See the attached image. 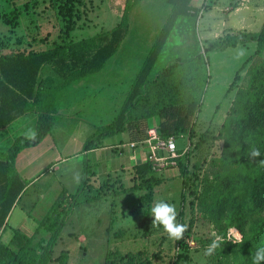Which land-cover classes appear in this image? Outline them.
<instances>
[{
  "label": "rangeland",
  "instance_id": "1",
  "mask_svg": "<svg viewBox=\"0 0 264 264\" xmlns=\"http://www.w3.org/2000/svg\"><path fill=\"white\" fill-rule=\"evenodd\" d=\"M126 1L85 0L77 7L75 24L67 39L79 41L97 37L99 44H105L109 39L106 32L122 21ZM135 1L130 2L128 31L117 54L108 61L104 70L85 79L86 84L80 92L68 90L57 95L54 103L61 114L79 113L87 123L96 119L97 125L110 124L118 115L172 10L167 0ZM5 2L0 0V10L10 9ZM24 2L29 3V9H24L25 3L19 4L27 25L24 31L35 33L32 38H35L36 46L51 48L55 43H62L66 34L65 21L56 12L44 9L42 0ZM242 2H263L260 8H255L254 17L251 14L247 16L252 21L245 26L241 20L245 21L243 12L248 9L241 5ZM193 5H204L205 8L198 18L190 16L178 20L144 91L151 101L146 110H163L166 103L171 102L168 98L156 107L160 94L172 97L175 103L169 111L177 115L168 123L172 121L171 135L177 138L178 147L184 152L189 184L183 186L185 177L177 166L152 170L160 183L154 188L151 203L163 199L175 205L177 221L188 225L187 235L183 238L187 247L178 249L177 240L170 239L162 226L153 225L151 213L150 219L146 218L145 210L152 204H148L146 190L131 189L140 182L135 167L142 163L132 159L134 152L127 146V132L110 137L101 150L87 156L81 154L83 145L80 143L94 129L93 123L75 135L69 151L77 157L70 158L68 163L59 165L56 172L28 187L10 226L3 236L0 235L3 237L1 242L9 244L15 230L35 236L42 219L51 209L47 202L53 201L49 197L45 199L47 183L57 176L62 179V192L65 190L67 196L75 195L81 184L84 162L88 159L95 172L90 177L94 190L92 194L85 191L81 200L96 195L105 183L110 184L111 190H103L102 199L83 203L74 209L54 248L51 264H58L62 251L69 255L67 264H106L109 258L113 259L118 254H134L139 261H150L151 264H176V256L182 252L188 255V259L177 264H231L230 255L243 241V234L236 225H232L224 235L222 228L227 226V222H223V227L215 223L209 186L222 170L218 159L225 145L223 125L233 113L239 91L251 90L253 72L264 70V52L243 68L247 59L256 52L257 42L223 48L222 40L245 32H260L264 28V0H193ZM215 5L218 10L212 7ZM214 12H219V17H211ZM9 32L11 36L0 35V39H8L12 50L13 46L29 41L14 35V30ZM169 69H172L171 73ZM238 71L240 78L228 92ZM64 78L58 75L60 81ZM168 113L150 118V126L166 121ZM16 128L19 129L14 127L4 135L5 141L16 135ZM117 143L123 148L111 147ZM121 184L130 190L113 195L112 192L119 190ZM250 217L243 222L248 223L247 229L254 220L264 218V209ZM237 235L240 241H235ZM216 237L223 238L221 247L211 256L205 255L206 246ZM48 238L49 234L43 229L36 236L37 240L47 241ZM0 264H7L1 256Z\"/></svg>",
  "mask_w": 264,
  "mask_h": 264
},
{
  "label": "trees",
  "instance_id": "2",
  "mask_svg": "<svg viewBox=\"0 0 264 264\" xmlns=\"http://www.w3.org/2000/svg\"><path fill=\"white\" fill-rule=\"evenodd\" d=\"M10 9L0 10V21L10 26L11 29L19 25L23 10L19 6L24 4V9H29V3L25 0H6ZM45 7L56 12L58 17L65 21L66 33L62 43H55L47 49H16L4 53L10 47L8 39H0V129L7 127L16 119L28 112L37 111L38 121L35 135L31 138L20 137L9 150L8 160L0 161V228L7 229V219L24 192L27 184L14 169V161L19 153L26 149L38 146L53 131L57 116L52 114L51 108L54 100L62 89L74 80L89 77L105 69L108 61L118 52L126 37L128 26L127 18L131 0L126 1L122 21L113 29L106 32L109 36L105 44H99L97 37L70 41L67 39L75 24L77 7L83 5L85 0H42ZM135 1V0H134ZM137 0L135 2H138ZM172 6L171 13L162 27L150 53L145 59L138 73L130 93L127 96L121 110L110 124L97 129L84 143L82 152L100 149L104 140L117 134L127 132L132 142L143 141L147 137L150 127L149 119L161 116L168 111L166 121L159 123V132L163 137L172 134V124L168 123L177 113L169 109L175 107L172 97L159 95V101L155 106H160L162 101L170 98L171 102L160 110H146L151 101L145 88L149 84L156 64L161 58L174 27L181 18L193 16L198 18L205 8H195L192 0H167ZM20 41V40H19ZM35 42V38L32 40ZM223 42V48L235 47L239 43L245 44L251 41L257 42L256 52L244 63L243 68L257 55L264 52V28L257 33H243L236 36H227ZM61 62L64 82L55 84L53 78L46 77L40 80L39 76L45 64ZM172 69H169V73ZM240 78V71L228 90L230 92ZM251 90L239 91L235 100L233 113L223 125L225 145L222 156L218 159L221 171L215 176V181L210 184L212 189V203L214 205L212 217L217 225H224V235L228 228L236 225L243 234V241L234 245L235 249L230 255L231 264H252V255L257 248L264 247V218L254 220L249 229L245 222L254 212L264 209V70L256 69L251 78ZM142 108V110L140 109ZM140 109V110H137ZM137 110V111H136ZM202 138V137H201ZM254 149L259 150V156L252 155ZM185 179L183 186H188V167L184 157L175 159ZM135 173L140 182L134 184L131 189L146 190L145 197L148 204H152L154 188L160 183V179L152 174L149 163H143L135 167ZM95 172L87 159L84 162L83 176L80 187L75 195L67 196L65 190L60 194L47 215L42 219L35 236H28L18 230L9 244L0 240V256L7 264H51L54 248L60 238L67 221L74 209L83 204L103 198V190L110 189L109 183L100 187L99 192L87 197L85 201L81 196L85 191L93 193L91 176ZM120 189L114 190L113 195L128 192L130 189L121 184ZM70 199V200H69ZM146 218L150 219V207L145 210ZM251 220V217H250ZM43 229L49 234L48 240H37L36 236ZM188 230L184 233L187 235ZM1 239V237H0ZM184 239L178 240V249L187 247ZM118 254V253H117ZM69 255L62 251L58 257V264H67ZM188 255L179 253L176 256V264L181 260H187ZM106 264H151L150 261H139L134 254L116 255L109 258ZM264 264V262H262Z\"/></svg>",
  "mask_w": 264,
  "mask_h": 264
},
{
  "label": "crops",
  "instance_id": "3",
  "mask_svg": "<svg viewBox=\"0 0 264 264\" xmlns=\"http://www.w3.org/2000/svg\"><path fill=\"white\" fill-rule=\"evenodd\" d=\"M216 4H218V2ZM260 4H263V2H242L241 3V5L245 6V8L248 9L246 10L247 12H243L245 13V15H243L245 16V21L244 19L241 20V22L244 23V26L246 25V23H249L252 21L248 19L247 16L251 14L252 17H254L253 15H254V12L256 11L255 8H260L259 7ZM192 6L195 7L193 5V0H192ZM212 7H215V10H218L216 8L218 7L217 5L212 6ZM195 8H200V7H195ZM171 9H172V6H171ZM241 9L242 8H238V10H241ZM257 10H260V9H257ZM212 11L213 9H211V12ZM215 12L214 14L211 15V17L213 16L219 17L218 15L219 12L218 13H215ZM24 28L26 29L27 25H26V20L24 19L23 15L21 16L19 20V25L14 29H11L10 26H7L0 21V30L2 33L0 35L11 36V32L9 31L14 30L13 34L20 36V39H22V37L24 39L25 38L29 39L27 43L25 42L26 44H24L23 42L22 45H19V46L17 45L18 48L22 49L24 47V49H36V50L41 49L36 46L37 44L34 43V41H32L34 39L32 37H34L35 33H31L30 31L25 32ZM17 47L16 45L13 46L14 50H16ZM42 49H47V48L42 47ZM10 50H11V46L5 49L4 53H9ZM62 69H63V65L61 62L45 64L41 70L39 79L42 80V79H45L46 77H51L53 78L55 84L62 85L64 81H60L58 79V75L63 76ZM86 78L74 80L71 84H69L67 87L62 89L59 94L64 93L68 90H72L74 92L75 91L80 92L83 86H85L86 84V80H85ZM78 81L79 83L76 84ZM73 86L74 88L72 89ZM82 110H84V108ZM50 112L54 114L55 116H57V121L53 128L52 133L48 135L38 146L32 147V148H26L22 150L17 156L16 160L14 161L15 171L23 179V181L27 184V186L24 192L22 193V195L20 196L19 200L16 202L15 206L13 207L7 219V224H8L7 228L10 226L12 216L15 213L18 205L20 204L23 196L25 195L28 187L33 186L36 183H39L42 179L47 177L50 173L56 172L59 165L61 166L66 161H67L66 163H68L70 161L69 160L70 158L73 159L74 157H77V155L75 156L71 155L72 152L69 151L73 140H75V135L81 130H84L86 126L89 127L88 124L90 123L94 124L93 125L94 129H92V132L89 134L88 137L84 136L80 143L81 145H84L85 141L92 134H94L99 127L103 126V125H97L96 123L97 121L94 118H93L94 121L92 122H89V123L85 122L86 120L84 119V117H81L82 115L80 116L79 113L61 114L57 108L56 103L53 104ZM37 121H38V112L32 111L16 119L11 124H9L7 127L0 129V161L6 162L8 160L9 150L18 138L20 137L31 138L35 135ZM14 127H19V129L16 128L17 129L16 135L11 137L8 141H5L4 135H6L9 131H11V129ZM109 138L105 139L104 142L108 140ZM130 142L132 141L130 140V137H129V143ZM129 143L127 146H129ZM104 145L105 144H103V146ZM111 147L112 148L115 147V149L120 150L123 148V145L122 144L119 145L117 143V144L111 145ZM102 148L90 151L86 153V156L91 154L94 151L101 150ZM132 152H134L132 159L136 160V163L141 162L143 164L144 153H137L134 150H132ZM81 154H83V152H81ZM46 187H47V190H46L45 199H47L46 197H49L51 198L50 199L51 201L53 200L52 202H47V205L50 208L53 206L55 201L58 199V197L62 193V190H63L62 179L57 178L56 176L54 179L51 180V182L47 183ZM4 233L5 231L3 227L2 236L4 235ZM2 236L0 239L1 241L3 238Z\"/></svg>",
  "mask_w": 264,
  "mask_h": 264
},
{
  "label": "clouds",
  "instance_id": "4",
  "mask_svg": "<svg viewBox=\"0 0 264 264\" xmlns=\"http://www.w3.org/2000/svg\"><path fill=\"white\" fill-rule=\"evenodd\" d=\"M259 150L254 149L252 155L259 156ZM153 217L154 226H162L168 237L172 240H181L184 233L188 230V225L177 221V210L174 204L160 199L155 200L150 208ZM235 241H240V236L235 237ZM234 241V242H235ZM222 237L214 238L210 244L206 246L205 255L211 256L223 243ZM264 262V247L257 248L252 255V264H262Z\"/></svg>",
  "mask_w": 264,
  "mask_h": 264
},
{
  "label": "built area",
  "instance_id": "5",
  "mask_svg": "<svg viewBox=\"0 0 264 264\" xmlns=\"http://www.w3.org/2000/svg\"><path fill=\"white\" fill-rule=\"evenodd\" d=\"M129 146L137 153H144L143 163H149L152 170L177 166L175 159L183 156L184 152L178 147L177 138L174 135L163 137L159 132V126H150L147 137L143 141L130 142ZM2 228H0V235Z\"/></svg>",
  "mask_w": 264,
  "mask_h": 264
}]
</instances>
